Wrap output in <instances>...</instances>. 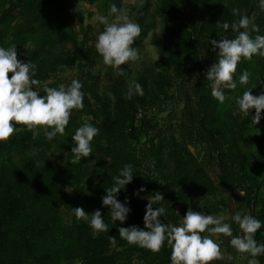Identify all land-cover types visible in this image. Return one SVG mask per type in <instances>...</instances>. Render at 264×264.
<instances>
[{
  "label": "trees",
  "instance_id": "trees-1",
  "mask_svg": "<svg viewBox=\"0 0 264 264\" xmlns=\"http://www.w3.org/2000/svg\"><path fill=\"white\" fill-rule=\"evenodd\" d=\"M112 2L122 9L121 0H0V45L15 44L19 59L34 62L41 82L35 87L43 92L44 85L70 83L73 77L67 81L57 75L74 70L86 93L85 107L73 110L63 135L48 140L43 126L17 123L15 133L0 141V264H170L167 241L152 252L129 244L118 231L144 227L148 199L157 190L165 199L153 208H165L164 222L179 223L197 204L220 214L235 197L241 201L232 215L242 211L264 220V115L253 125L251 113L243 115L236 104L246 87H255L254 95L264 92V57L239 62L235 76L238 80L248 69L249 85L226 89L224 103L211 96L205 76L217 58L209 41L236 35L223 29L224 21L239 19L233 8L249 15L260 35L264 9L257 0H144L138 9L132 6L143 29L133 46L141 53L151 37L161 55L135 76L130 61L121 65L123 75L103 63L93 26L86 24L94 13L77 10L80 3L97 4L111 20ZM102 71L108 81L103 89ZM133 80L143 85L144 95L128 99ZM87 121H99L93 154L71 163V135ZM126 163L133 166L134 178L118 199L128 197L132 211L123 224H114L102 197ZM141 186L145 190L137 195ZM76 206L89 216L100 209L109 232L93 236L90 223L75 218ZM256 238L264 243V229ZM259 259L264 264V256Z\"/></svg>",
  "mask_w": 264,
  "mask_h": 264
},
{
  "label": "clouds",
  "instance_id": "clouds-1",
  "mask_svg": "<svg viewBox=\"0 0 264 264\" xmlns=\"http://www.w3.org/2000/svg\"><path fill=\"white\" fill-rule=\"evenodd\" d=\"M258 6L264 9V0H257ZM233 14L239 16L232 22L224 21L223 29L231 28L234 38L220 35V39L209 41L212 50L216 53L215 62L207 69L205 76L210 81L211 96L220 103H224L229 93L225 90H235L240 85L248 86L251 73L243 69L238 77V64L242 59L252 60L254 55L264 57V35H260V27L247 14H241L240 8H233ZM109 16L99 15V21L104 25L96 37L95 48L102 57L105 65L116 69L123 75L121 65L140 58V50L134 47L137 37L142 32V26L130 16L123 14V10L115 2L109 6ZM257 33L255 36L252 33ZM209 40V39H208ZM36 65L30 59L26 62L18 58L17 46L0 45V141L8 140L16 131L17 123L28 129L43 126L44 134L52 140L57 134L63 135L69 125L73 110L85 107L84 84L74 78L70 83H62L59 87L44 85L43 92L39 87L40 81L35 78ZM12 73L9 77V73ZM246 87L241 95L236 97L238 110L243 115L251 113L252 124H259L264 115V92L254 95L252 89ZM43 93V95H41ZM126 98L134 95L143 96L144 87L138 80L129 83ZM255 109V114L252 110ZM236 114V113H234ZM99 121H87L75 128L72 133L71 163H80L83 158L93 154L92 142L100 133L97 126ZM134 178V169L130 163L124 164L119 174L112 177L114 181L106 187V195L102 197L104 206H110L111 219L125 222L132 211L128 197L122 202L118 199L121 189L131 183ZM164 184L163 182H160ZM145 189L141 186L136 194ZM160 191H156L146 205L144 227L139 225L120 226L119 236L129 244H136L152 252H159L167 245L171 248L170 264H211L215 260H231L233 257L221 249V244L214 238L216 234H223L229 238V244L237 253L248 254L247 264H260V257L264 256V243H261L256 234L264 229V220L248 212L237 211L226 222L225 215H215L206 211H197L189 207L179 223L164 222L165 208H153L157 201L164 200ZM76 219H84L90 223L92 235L99 236L101 232H109V224L105 222L100 209L89 216L83 206L72 209ZM233 224L238 226L235 232ZM205 231L210 235H204ZM113 243L116 237L111 236Z\"/></svg>",
  "mask_w": 264,
  "mask_h": 264
},
{
  "label": "rangeland",
  "instance_id": "rangeland-1",
  "mask_svg": "<svg viewBox=\"0 0 264 264\" xmlns=\"http://www.w3.org/2000/svg\"><path fill=\"white\" fill-rule=\"evenodd\" d=\"M122 1V9H123V14L130 16L134 21H135V17H136V10L132 8V6H135L137 9L143 4L144 0H121ZM80 7L77 8L83 11H87V12H93L94 16L92 17L91 20L86 21V24H92L93 26V33H92V37L98 35V33L100 31H102L100 25H99V15H101V13L98 10V5L94 4V5H89L86 3H80L79 4ZM87 17V14L85 15ZM79 28V27H78ZM161 57V55L156 51L155 47L152 45V38L149 37L146 41H145V47L141 50L140 53V58L136 61H130V65L132 67L133 73L135 76L141 75L144 70L146 69V66L149 65H154V63ZM99 66L96 67V69L93 71L95 74L98 73L99 71ZM105 70V69H104ZM77 73L76 71H65V72H59L57 77H62L65 78L67 81L68 79H70L71 77L73 78H77ZM102 77V82H100V86L103 89L107 82L106 81V77L103 74H101ZM55 79V76L53 77ZM175 91V90H174ZM182 107V106H180ZM171 111V108H169L168 113ZM167 113H164L161 115V118H165ZM191 151L196 154V149L195 147H190ZM235 198H233L232 201H230L229 203H227V206L225 207L224 211H222L220 214H230L232 216V212L234 211V208L236 207V202L234 200ZM196 209L197 211H206L208 213H212L214 214V212L210 209H202L201 206H198V204L196 205ZM219 214V215H220ZM218 215V214H217ZM219 243V241H218ZM221 244V242H220ZM224 245L221 244V248H223ZM242 254V253H241ZM249 256L248 254L243 253L241 256L240 260H234V264H247V260H248Z\"/></svg>",
  "mask_w": 264,
  "mask_h": 264
},
{
  "label": "crops",
  "instance_id": "crops-1",
  "mask_svg": "<svg viewBox=\"0 0 264 264\" xmlns=\"http://www.w3.org/2000/svg\"><path fill=\"white\" fill-rule=\"evenodd\" d=\"M234 200H235V202L237 201L236 203L238 204L241 201V198H239V197L236 198L235 197ZM222 215H225L227 217L226 222H230L231 221V215L230 214H228V213L223 214L222 213ZM233 228L235 230L234 234L239 231L236 228V226H234V224H233ZM204 235H210V233H208L207 231H205ZM214 238L217 240V242L219 241V243L221 242V244L224 245V247L221 248V249L223 251L227 252V253H230L231 256L233 257V259H231V260H222V261L221 260H215L214 261L215 264H220V262H223V264H234V260H237L238 261V260L241 259V256H242L243 253L242 254L241 253H237V252L234 251V249H232V247L230 246V244L228 242L229 241V238L224 237L223 234H216V236Z\"/></svg>",
  "mask_w": 264,
  "mask_h": 264
},
{
  "label": "built area",
  "instance_id": "built-area-1",
  "mask_svg": "<svg viewBox=\"0 0 264 264\" xmlns=\"http://www.w3.org/2000/svg\"><path fill=\"white\" fill-rule=\"evenodd\" d=\"M138 117H142V114H139Z\"/></svg>",
  "mask_w": 264,
  "mask_h": 264
}]
</instances>
